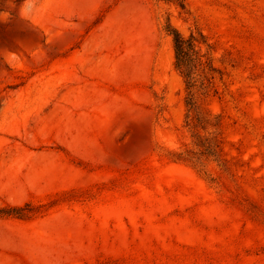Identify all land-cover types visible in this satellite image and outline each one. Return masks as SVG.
<instances>
[{"label":"rangeland","instance_id":"1","mask_svg":"<svg viewBox=\"0 0 264 264\" xmlns=\"http://www.w3.org/2000/svg\"><path fill=\"white\" fill-rule=\"evenodd\" d=\"M0 0V264H264V0H185L214 45L224 159L210 188L157 0ZM224 84V85H223ZM239 187V188H238Z\"/></svg>","mask_w":264,"mask_h":264},{"label":"trees","instance_id":"2","mask_svg":"<svg viewBox=\"0 0 264 264\" xmlns=\"http://www.w3.org/2000/svg\"><path fill=\"white\" fill-rule=\"evenodd\" d=\"M174 6L179 19L189 25L187 36L182 35L170 23L168 15L163 22L164 33L170 37L174 56V67L184 86V126L189 131L191 140L178 151L167 153L170 162L182 163L191 168L210 188L216 180L202 165L214 164L217 169L234 178L229 162L224 159L222 118L220 113H213L205 107L209 97L221 101L216 81L221 82L226 73L213 63L214 45L209 43L203 32L194 22V17L186 6L185 0H157ZM224 85V84H223ZM239 188V187H238ZM55 201L39 207L26 204L22 207H0V217L30 219L51 209Z\"/></svg>","mask_w":264,"mask_h":264},{"label":"clouds","instance_id":"3","mask_svg":"<svg viewBox=\"0 0 264 264\" xmlns=\"http://www.w3.org/2000/svg\"><path fill=\"white\" fill-rule=\"evenodd\" d=\"M36 10L37 5L34 3V0H22L19 12L24 18H30L36 13Z\"/></svg>","mask_w":264,"mask_h":264}]
</instances>
